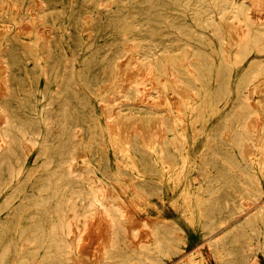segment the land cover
Listing matches in <instances>:
<instances>
[{"label": "bare ground", "instance_id": "6f19581e", "mask_svg": "<svg viewBox=\"0 0 264 264\" xmlns=\"http://www.w3.org/2000/svg\"><path fill=\"white\" fill-rule=\"evenodd\" d=\"M112 1L116 5L115 10L105 5L104 13L105 17H107L106 22L114 26L113 33L117 32L119 34V39L121 37L120 34H145L143 39L146 40L147 43L142 44L137 42L133 44L136 47H140L137 48L138 56H136L134 62L132 60L131 64L146 65L149 67L155 64V66L158 67V71L161 72L163 68L161 69L162 65L159 64L160 61L158 59H149L151 55L150 50L165 49L169 51L171 48L173 50L179 47L182 48L184 52H186V54H184L186 63L183 65V70L186 71L184 72L186 75L182 77L181 75L175 74L177 77L174 76L173 78L172 76V79H170L182 81L187 91L191 94H199L201 96H205L206 89H204V87L209 81L215 80L225 85L231 81H237L241 86L238 85L239 88L236 89V96L230 101H227L231 91L229 88L223 90L221 94L225 98V108L215 106L213 110L222 115L221 120L217 124V129H222L230 124L232 120L235 121L233 126L238 130L237 133L247 126L250 127L246 122H240V119H247L253 115L255 117L258 115V109L255 108V105L250 100L252 98V89L250 90L246 84L259 80L264 81V69L262 67L261 70L256 69V66L261 62H263L262 64L264 66V56L258 57L251 55L253 51L264 50V37L261 35L264 33V0ZM39 2L41 10H37L35 13H30L29 11L31 10L24 4H16L15 6L18 8L16 15L26 18L32 16L37 18L46 16L47 19L44 21L49 24L48 30H37V28H35V36L33 39L37 51H39V58L35 63L36 73H38L39 77L44 78L47 83L56 82V88L51 91L46 105H43L39 110V112L43 113L42 116L24 117L17 112L34 111L27 102H30V97L34 92H38L42 96H45L47 93V85L43 88L24 85L22 86L24 89L18 86L19 74L14 69L15 62L13 57L17 45H15L14 40L5 37L2 41L3 46L0 49V63L4 69V73L0 75V80L4 85V88L1 85L4 90L0 96V264H73L74 258L88 256L86 254L87 252H85L82 247L83 243L81 244L80 241L85 238V235L82 236V234L87 229L85 228L86 224L94 213L97 212L104 215L107 230L105 225L104 228L102 227V230H106V234L108 235L107 241L105 240L106 243L104 242L102 251L99 254L100 257L97 256V258H99V264H163L167 257L175 253L173 250L175 245L179 242L176 234L182 230L180 224L176 220L169 222L158 221L154 223L148 240L140 241L138 245L133 247L128 245L126 243L128 237L126 236V230L123 226V222L125 221V219H123L125 215V213H123V205L120 203L118 195L114 192V188L111 184L116 175L110 168H105V170L102 171L100 168L96 167L92 163L94 155L83 156L73 149L76 145L81 144L86 146V143L89 142L77 140L75 138L78 131L82 129V123L76 121L80 119L79 117L72 116V113L80 111L72 106V104L76 102L87 103L88 101L83 93L79 94L78 91L74 90L69 92L72 86L70 77L64 73L58 75V67L60 62H62L64 66L63 71H65L73 65L78 44L83 45L82 47L84 48L93 46L99 32V29L96 27L100 22L99 15L92 13L90 15V20L86 21V23L90 22L92 24V27L88 31L89 37L86 38L84 34L85 30L77 31L76 28V30L74 28L73 30L72 27H68L64 21L56 20V18L58 19L60 16H66L72 13V11L70 12L71 5L79 2V0H39ZM58 2H60L62 6L59 7L54 5V20H49L48 16H53L52 4H57ZM209 2L212 4H208ZM212 6L218 7L222 11V16L226 15L228 18H234L238 21L237 24L233 26L235 35H232V41H227L225 43L226 37L222 35L224 32L223 29H221L217 23L211 21V23L215 24L214 30L218 34L219 39L218 45L215 46L211 41L204 38L203 35L195 32L193 27L185 22V18L182 17L191 15L195 19L203 18L205 21L211 18ZM3 7L5 8V6ZM48 7L52 9H47ZM251 8H254L256 11L254 15L248 11ZM57 9H59V11ZM173 10H176V13L172 12ZM252 18L255 19L253 20ZM71 22L74 23L75 21ZM144 24H146V27ZM22 25L25 27V24ZM29 25L30 24H28V26ZM132 25L135 26L132 27ZM0 33L2 34V32ZM158 33H161V37L156 36ZM186 37L193 39L194 43L191 44L186 42ZM63 39H65L66 43L71 48V53H74L71 58L68 57V54L64 50ZM123 39L131 40V37H123ZM88 40H90V43L87 44ZM178 40H183L184 42L178 46V44H175ZM207 45H211L213 49H215V47L218 49V63L213 61L210 53L205 47ZM98 47L99 46L94 47L92 53L93 57L100 54L101 50ZM126 60L127 59H125V61ZM117 62L118 59L114 57L113 60L108 63L117 64ZM86 64L88 65L87 61ZM214 70L215 73H217L216 76H213ZM127 73L125 74L127 75L125 78L128 80L129 74ZM233 73H236V76L233 77V75H235ZM83 76L86 75L83 74ZM160 80L163 81L164 79ZM137 83V81L130 83L129 86L131 87V91L129 93L123 92L119 97L114 96L111 100L106 98L104 102L109 104L121 98L120 102L126 103L138 90ZM142 84H144V82ZM243 84L244 86H242ZM139 86H141V84ZM146 92L144 93H149ZM183 92L182 90V95ZM179 93L181 95V92ZM71 94L74 99L70 98ZM184 95L182 98H184ZM145 98L147 99V97ZM175 98L172 102L175 101ZM185 99L186 98H184V100ZM148 100L149 99L146 101ZM159 101L163 102L162 98L161 100L159 99ZM17 102H20L18 103L20 107L16 106ZM136 102H138V100ZM136 102L134 103L136 104ZM165 103L163 102V104ZM137 104H139V102ZM174 104L176 105V103ZM151 105V103L146 105L144 112L149 110ZM179 108L181 109V107ZM192 109L195 108L192 107ZM87 111L96 112L91 106ZM113 112L115 114L114 110ZM257 118L258 117H256V119ZM158 119H160V117ZM157 121L158 120H156V123ZM124 123L126 125V122ZM42 125L46 129L44 135H42L40 131ZM160 125H158V127H160ZM125 128H127V126ZM136 129L134 128V130ZM121 130L123 132V127H121ZM127 130L129 131L128 128ZM137 131L138 130H136V132ZM126 133L129 134V132ZM163 133L164 132H162V134ZM40 136H42V139H40ZM210 138H212V135ZM241 139L242 138L239 137L234 138L230 145L240 144ZM214 141L215 143L212 145L215 148L225 145V143L219 139ZM37 143H40L42 146L37 158L38 163L34 170L25 172V157L23 153H21L22 146L26 144H30L31 146ZM151 156V161H153L155 167L160 169V166L165 163L162 159V153H153ZM126 157H128V160L125 161L127 166L136 170L134 174L144 175L141 170H146L148 168L147 160L143 156H138L135 153H129ZM215 161L240 162L241 158L232 154L221 155L206 153L201 160V166H199L202 176L209 177L210 172L208 167ZM121 162H124V160H121ZM216 178L215 182L209 183L206 189L209 193H215L217 195H209L207 197L200 196L199 200L206 201L209 204L211 203V205L215 200V204H224L223 206L228 205L230 217L244 211L245 213H243V215L241 214L244 216L241 225L248 226L251 231H257L256 218L264 214V205H259L260 201L256 202V205H258L256 211L248 213L253 209V206L247 208V206L243 205L242 194L239 196L218 195L219 193L232 190L235 187L229 184L234 178L233 174L220 171L216 174ZM133 182L135 184L140 183L142 186L141 189L145 192V197L148 199L151 198V194L155 192L163 194L167 192V190L172 191L175 188L174 186L164 187L163 185H159V187L152 191V188L148 190V181L146 179L142 178L141 181L134 179ZM237 187L238 186H236V188ZM238 188H241L240 190L242 193L252 196L254 200L258 198L255 196L257 194L251 187L245 188L244 185H240ZM256 205H254V207ZM221 209L222 208H217L216 211H221ZM9 210H15L17 214L11 215L8 212ZM213 211L214 210H211V208L209 209L207 213L208 221L204 222L206 228H208L206 233H210L216 228L220 230L226 228V231L221 234L215 232L210 235L208 238H212L210 243H227L230 244L231 248H235L238 243V237L234 231L235 227L228 224L236 221V219L227 224L224 222L229 220V216L220 219L216 218V221H214L212 218ZM102 222L101 220V223ZM101 223L99 225H101ZM103 223L101 226H103ZM95 224L97 226V221ZM93 226V224L90 225L91 228ZM101 226L99 227L101 228ZM95 227H93V229ZM13 232L15 234H13ZM91 233L93 232L91 231ZM91 235L92 234H90V239L93 237V235L92 237ZM104 235L102 234V236ZM122 241L125 242L124 246L120 245ZM87 242L88 240L86 243ZM99 243L102 245L103 242ZM220 255H222V257L217 264H241L240 259H242L245 254L236 249H230L228 252L221 253ZM94 258H96V254Z\"/></svg>", "mask_w": 264, "mask_h": 264}, {"label": "rangeland", "instance_id": "374dc122", "mask_svg": "<svg viewBox=\"0 0 264 264\" xmlns=\"http://www.w3.org/2000/svg\"><path fill=\"white\" fill-rule=\"evenodd\" d=\"M16 4H24L31 10L29 11L30 13L41 10L39 0H0V30H2L0 31L2 32V34L0 33V49L3 46L2 41L5 37L14 40L15 45H17L13 57L15 62L14 69L19 74L18 86L32 85V87L39 86L43 88L47 85V93L45 96H42L38 92H34L30 97V102H27L34 111L17 112L24 117L42 116L43 113L39 112V110L43 105H46L51 91L56 88V82L47 83L44 78L39 77L38 73H36L35 63L39 58V51H37L33 39L35 36V28H37V30H48L49 24L44 21L47 19L46 16H41L39 18L32 16L26 18L16 15V11L18 10L17 6H15ZM208 4L212 3L209 2ZM54 5L59 7L62 6L60 2L52 4L53 16H48L49 20H54ZM105 5L110 6L113 10L116 8L112 0H79V2L71 5L70 12L72 11V13L69 12L70 14L66 16H60L58 19L56 18V20L64 21L65 24L68 27H72V29L76 28L77 31L85 30L84 34L86 38L89 37L88 31L92 27L90 22L86 23V21L90 20V15L92 13L98 14L100 19V22L96 25L99 29L98 37L95 39L93 46L84 48L82 47L83 45L78 44L76 55H74V53H71V48L66 43L65 39H63L64 50L68 54V57L71 58L74 55L75 58L73 65L65 71H63V63L60 62L58 75L63 73L69 75L72 83L69 92L74 90L78 91L79 94L83 93L88 101L87 103L76 102L72 104V106L80 110L79 112L72 113V116L79 117L80 119L76 121L82 123V129L78 131L75 138L77 140L89 142L86 143V146L80 144L73 147V149L83 156L94 155L92 163L96 167L100 168L102 171L105 170V168H110L116 175L111 184L114 188V192L118 195L120 203L123 205V213H125V215L123 214V219H125L123 226L126 230V236L128 237L126 243L131 247L136 246L140 241L149 239L154 223L158 221L169 222L176 220L182 228V230L176 234L179 242L175 245L173 250L175 253L167 257L163 264H217L222 257L220 254L226 253L230 249H236L245 254L243 258L240 259L241 264L242 261L243 264H264V214L256 218L257 231H251L248 226L241 225L244 220V216H242L243 213H245L244 211L230 217L228 205L223 206L224 204H215L216 200H212L214 202L211 201L212 205L206 201L199 200L200 196L207 197L209 195H217L215 193H209L206 188L209 183L215 182L218 172L225 171L226 173L233 174L234 178L229 184L235 187L225 193H219V196H239L242 194L243 205L247 206V208L253 206V209L248 213L256 211L258 206L256 202L260 201L259 205H264V81L259 80L246 84L250 90L252 89V98L250 100L255 105V108L258 109L257 119L254 115L247 119H240V122H246L250 127L247 126L237 133L238 130L233 126L235 121L232 120L230 124L222 129H217V124L221 120L222 115L213 110L215 106L224 107L225 98L221 94L222 91L228 88L230 89L231 93L227 99V101H230L236 96V89H238V85L241 86V84L237 81H231L225 85L219 81L213 80L205 85V96L191 94L185 89V84L182 81L171 80L172 76L174 78L175 74L181 75L182 77L186 75V73H184L186 71L183 70V65L186 63V57L184 55L186 52L180 47L175 50L171 48L169 51L165 49L150 50L151 55L149 59H158L160 61L159 64L162 65L161 69L163 68L161 72L158 71V67L155 66V64L151 67L131 64L132 60L134 62L136 56H138L137 48L140 47H136L133 44L137 42L142 44L147 43V41L143 39L145 34H120L121 37L119 39V34L117 32L113 33L114 26L106 22L107 17H105L104 13ZM3 6H5V8ZM52 8L48 7L47 9L51 10ZM57 10L59 11V9ZM248 11L252 15L256 12L254 8ZM172 12L176 13V10ZM221 12L222 11L218 7L212 6V19L208 18L204 21L203 18L195 19L191 15L182 17L185 18V22L193 27L195 32L200 33L208 41H211L213 45L217 46L219 42L218 34L214 30L215 24L211 23V21L217 23L219 27L223 29L224 32L222 35L226 37L225 43L227 41H232V35H235L233 26L238 22L234 18H228L226 15L222 16ZM252 19L254 20L255 18ZM71 21L75 22L73 23ZM22 24H25V27ZM28 24L30 25L28 26ZM20 25L23 26L24 29ZM133 26L135 25H132V27ZM144 26L146 27V24H144ZM261 35L264 37V33ZM156 36L161 37V33H158ZM123 37H131V40H124ZM186 38V42L191 44L194 43L193 39L189 37ZM183 42V40H178L175 44L179 46ZM88 43H90V40H88L87 44ZM95 46H99L98 48H100L101 52L93 57L92 53ZM205 47L210 53L213 61L218 63V49L216 47L213 49L211 45ZM251 55L262 57L264 56V50L253 51ZM114 57L118 59L117 64H109L108 62L112 61ZM125 59L127 60L125 61ZM84 60L88 62V65ZM262 63L263 62L259 63L256 69L261 70V67L264 69ZM3 73L4 69L1 64L0 75ZM126 73L129 74L128 80L125 78L127 76L125 75ZM213 73V76L217 75L215 70ZM83 74L86 76H83ZM233 74H235L233 77L236 76V73ZM160 79L164 80L162 81ZM135 80L138 82V90L126 103H121V98L109 104L104 102L106 98L111 100L114 96L119 97L123 92L129 93L131 91L129 85L133 81L136 82ZM143 82L144 84H142ZM140 84L141 86H139ZM1 85L4 88L3 82L0 80V96L4 90ZM242 86H244V84ZM182 90L184 91L183 95L185 94V100L182 98ZM179 92H181V95ZM145 97L149 99V102L146 101L147 99ZM70 98L74 99L72 94ZM161 98L164 103L166 102L165 104L159 101ZM174 98L175 101L172 102ZM137 100L139 104H137ZM134 102H136V104ZM18 103L20 102H17L16 106L20 107ZM150 103L152 104L151 107L144 112L145 106ZM174 103H176V105ZM90 106L92 109L94 108L96 112H88L87 110ZM179 107H181V109ZM192 107L195 109H192ZM159 117L160 119H158ZM156 120H158L157 123ZM124 122H126V125ZM158 125H160V127H158ZM126 126L129 131L125 128ZM121 127H123V132ZM134 128H137L136 130L138 131L136 132ZM158 128L161 131H159ZM40 131L42 135L46 133V129L43 125ZM126 132H129V134ZM162 132L164 133L162 134ZM211 135L212 138H210ZM238 137L242 138L240 144L230 145L234 138ZM40 139H42V136H40ZM216 139L223 141L225 145L215 148L212 144L215 143L214 140ZM41 148L42 146L40 143L31 146L30 144L22 146L21 153H23L25 157V172L34 170L38 163L37 158ZM129 153L143 156L147 160L148 168L146 170H141L144 175L134 174L136 170L127 166L125 161L128 160L126 155ZM153 153H162V159L165 163L160 166V169H157L153 161H151V155ZM206 153L221 155L232 154L240 157L241 161H215L208 167L210 172L209 177H204L201 174L199 166H201V160ZM121 160H124V162H121ZM142 178L148 181V190L152 188V191H154L159 185H163L164 187L174 186L175 188L172 191L167 190V192L163 194L151 192L153 194H151V198L148 199L145 197V192L141 189L142 186L140 183L135 184L133 182L134 179L141 181ZM240 185H244L245 188L251 187L257 194L255 196L258 198L254 200L252 196L242 193L240 190L241 188H238ZM236 186L238 187L236 188ZM254 205L256 206L254 207ZM210 208L214 210L212 212L214 221H216V218L220 219L229 216V220L224 222L227 224L236 219V221L228 224L235 227L234 231L238 237V243L235 248H231L230 244L227 243H210V241H212V238L208 239L210 235L215 232L221 234L226 231V228L222 230L216 228L210 233H206L208 228H206L204 222L208 221L207 213ZM217 208L222 209L221 211H216ZM8 212L11 215L17 214L15 210H9ZM97 213H94L89 219V222L90 220L91 222H88L85 228L90 230L86 229L87 231L85 230L83 232L82 236L85 235V238L80 241L81 244L83 243L82 247L84 251L87 252L86 254L88 256L74 258L73 264H99V258H97V256L100 257L99 254L102 251L105 240L107 241L108 235L106 234L107 226L105 225L106 221H104V215L100 212ZM94 219L97 221V226ZM101 220L104 222H102L103 226H101ZM100 223L101 225H99ZM91 224L94 225L93 227H96L94 229L93 227L91 228ZM99 226H101V228ZM102 227H105L106 230H102ZM91 231L93 233H91ZM100 231L103 235L106 234L104 235L105 237L102 236ZM13 234L15 233L13 232ZM90 234L93 235V237L91 235V239ZM87 240L88 242L86 243ZM99 242H103L102 245ZM120 245L124 246L125 242L122 241ZM95 254L96 258H94Z\"/></svg>", "mask_w": 264, "mask_h": 264}]
</instances>
